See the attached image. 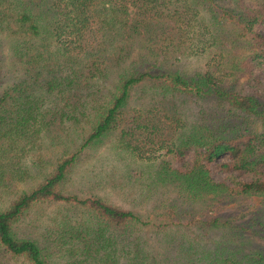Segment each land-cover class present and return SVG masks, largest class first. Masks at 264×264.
<instances>
[{
  "label": "trees",
  "instance_id": "trees-1",
  "mask_svg": "<svg viewBox=\"0 0 264 264\" xmlns=\"http://www.w3.org/2000/svg\"><path fill=\"white\" fill-rule=\"evenodd\" d=\"M261 89L264 0H0V264H264ZM110 134L148 209L67 189Z\"/></svg>",
  "mask_w": 264,
  "mask_h": 264
},
{
  "label": "rangeland",
  "instance_id": "rangeland-1",
  "mask_svg": "<svg viewBox=\"0 0 264 264\" xmlns=\"http://www.w3.org/2000/svg\"><path fill=\"white\" fill-rule=\"evenodd\" d=\"M136 52V51H135ZM134 52V54H135ZM215 52L210 47L202 54L190 52L186 55H181L175 61V66L179 65L181 69L192 71L198 66H203L204 61L209 60ZM217 56V54H216ZM245 74L240 73L238 79L233 82L235 88L242 86V78ZM135 92L134 94H136ZM260 99L264 100V90L261 89ZM203 106L208 107L207 104L202 103ZM264 130V129H263ZM114 139V134H110L105 138V142L97 148L86 149L78 158L72 169L68 174L65 185L68 190L76 191L81 195H86L89 192H95L108 201L123 207H134L138 210L148 209L150 204L163 196L161 188L154 189L153 182L150 175L148 176V169H153L152 162H145V160L137 159L127 152H120L111 147V142ZM42 151V150H41ZM40 151V152H41ZM41 153H44L43 151ZM46 153V152H45ZM169 158V154L163 155ZM46 159H50L51 155L46 153ZM223 158V157H222ZM47 168H48V164ZM238 178H246L244 174H238ZM213 177L219 178L217 173H213ZM147 182L150 185L147 187ZM15 185H21L22 182H11ZM147 187V188H146ZM147 189V190H146ZM148 193L146 199L142 200L143 191ZM173 193L171 192L170 195ZM241 200L240 197H233L228 203L227 208L222 209L225 213L234 211V202ZM247 203L251 202V198L244 199ZM243 200V201H244ZM55 208L53 205L45 206L41 213V218H49L53 214ZM248 216L249 213H247ZM34 216L31 211L24 219V226L30 225L31 219ZM143 237L147 241L153 243L152 252L158 251L162 254V247H159V242H153L152 233L145 230ZM158 256H160L158 254ZM60 261H55L52 264H59Z\"/></svg>",
  "mask_w": 264,
  "mask_h": 264
}]
</instances>
